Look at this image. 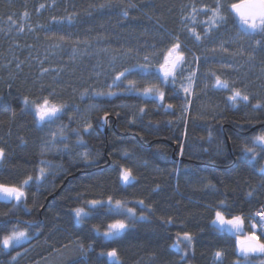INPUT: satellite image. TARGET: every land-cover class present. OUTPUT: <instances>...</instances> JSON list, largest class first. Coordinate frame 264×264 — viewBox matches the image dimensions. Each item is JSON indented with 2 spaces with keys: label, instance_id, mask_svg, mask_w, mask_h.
I'll list each match as a JSON object with an SVG mask.
<instances>
[{
  "label": "trees",
  "instance_id": "trees-1",
  "mask_svg": "<svg viewBox=\"0 0 264 264\" xmlns=\"http://www.w3.org/2000/svg\"><path fill=\"white\" fill-rule=\"evenodd\" d=\"M225 1L229 6L237 0ZM216 3L0 0V64L8 65V72L0 68V148L5 151L0 184L19 187L28 176L33 177L20 204L0 199V221L8 223L0 237L13 227L30 236V241L9 251L0 245V264H9L27 248L29 264H108L99 253L112 248L118 252V264H236L243 260L235 235L218 230L212 220L216 210L225 208V216L240 215L246 225L251 214L264 209V159L258 155L254 166L244 162L251 155L244 149L253 137L264 134V108L253 107L257 102L264 105V81L243 76L240 82L251 88L250 100L235 107L227 99L229 91L213 87L211 73L223 75L237 88L235 80L240 77L221 66H211L203 89L195 84L192 99L171 83L157 84L165 93L163 105L152 96L125 92L127 81L122 87L113 85L117 71H138L135 66L145 55L152 58L153 45L158 53L162 40L182 38L189 7L210 8ZM54 19L63 23L54 24ZM49 29L56 30L55 34ZM62 34L72 39L62 42ZM185 43L191 53L197 50ZM228 50H237L236 44ZM252 51L248 50L250 60L259 63V54L251 56ZM207 56L212 58L210 53ZM130 78L141 89L157 83ZM110 91L116 95L109 96ZM49 92L55 93L57 103L67 106L66 114L51 128L67 143V148L61 143L59 151L43 147L46 131L22 103L24 97L35 100ZM169 103L172 109H166ZM106 114L116 126L107 135L99 130ZM89 123L92 127L85 132ZM40 168L45 178L37 182ZM123 168L132 170L135 180L131 184L120 181ZM109 196L113 202L120 199L135 207L137 217H145L114 240L92 232L94 225L103 232L112 222L106 209L84 224H77L72 213L75 207H86L87 200L106 201ZM139 200L146 206L143 213L136 204ZM185 232L192 235V244L181 243L182 250H177L173 247L177 235ZM216 251L224 257L214 263Z\"/></svg>",
  "mask_w": 264,
  "mask_h": 264
},
{
  "label": "snow or ice",
  "instance_id": "snow-or-ice-1",
  "mask_svg": "<svg viewBox=\"0 0 264 264\" xmlns=\"http://www.w3.org/2000/svg\"><path fill=\"white\" fill-rule=\"evenodd\" d=\"M41 9L45 7L44 4L39 6ZM227 8L230 14H234L236 23L239 26L240 34L243 36H254L259 35L260 40H257V45L261 46L264 49V0H240L239 3H231L229 6L223 5L220 0H217L216 5L210 9L206 10L205 14L208 15V19L204 22L203 33L204 37L211 39L212 31L221 27L224 24L225 16L223 14V9ZM124 15L127 16L128 13L125 11ZM23 17H28V12L23 13ZM11 20L12 17L9 16ZM187 19V18H186ZM68 22L71 23V18H68ZM54 24H62L63 21L53 20ZM23 27H20V31H23ZM54 29H49V32L55 34ZM188 32L190 37L186 36L185 41L194 39L196 42L200 43L204 37L196 31L195 28H189ZM171 36V34H169ZM51 38V37H50ZM72 37L67 36L66 34L59 35V40L62 42H68ZM81 41H77L80 43ZM86 43V42H85ZM60 45H54V47H59ZM200 46L203 47V43H200ZM161 50L157 53L156 46H152L153 57L150 58L148 55L143 57V62L136 65L134 69L125 68L122 71H117L116 75L113 78V85L116 87L124 86V81H127V86L125 87V92L134 93L136 95L142 96H152L155 101H159L163 105L165 99V93L160 90L159 85H166L171 83L175 86L178 77H184L187 81V84L181 83L180 89L189 94L193 85L195 84V78L197 75L196 70H188V61L185 57V52L188 51L187 43H181V37L179 35L171 36V38L165 43L163 40L161 42ZM222 47V45H221ZM211 51L215 52L216 48H211ZM224 51H228L226 48H223ZM75 50L73 49V53ZM199 57H193V62L199 61ZM155 60V65L153 64ZM222 64L226 62L221 61ZM156 67V71L153 72L152 69ZM45 72L48 69H44ZM159 73V74H157ZM215 77V82L213 84L214 88L223 89L230 92V95L227 97L228 101L232 106H237L240 103L247 104L250 100L249 95L244 94L240 88L230 85L227 80H222L219 75L216 73H211ZM132 76H139L143 80L147 81H156L157 83L152 84L150 87L138 88L136 80L130 78ZM119 82V83H117ZM112 87V85H109ZM97 95H104L103 93H97ZM109 96L116 95L114 92H109ZM26 109L31 110L34 115L36 122L39 125L51 128L56 124L57 120L63 118L66 114L67 106L64 104L57 103L55 101V93L49 92L47 96L37 97L35 100H30L28 97H24L22 101ZM185 103H191L188 100H185ZM166 109H172L173 105L171 103L167 104ZM255 109L264 108V105L257 102L253 105ZM140 111L143 113L144 109L141 108ZM187 111V108L184 109ZM107 114L105 115L106 122ZM92 125L89 123L85 127L84 131L87 132ZM51 135L55 138L56 132H52ZM60 143L65 144L67 148V143L63 137H61ZM245 153H251L244 162L250 165L255 164L257 156L259 155L261 159H264V134L256 135L253 137L249 147L244 149ZM84 158L87 159V153H84ZM5 158V151L3 148H0V160ZM261 172H264V168L261 169ZM45 178L44 168H40L39 175L36 177V181L39 182ZM119 179L124 185L131 184L135 180V177L132 174L130 168H123L120 170ZM33 180L32 176H28L27 179L23 180L22 186H8L0 184V196L9 201H15L17 204H20L26 199L25 188ZM214 187V185L212 186ZM251 195V193H249ZM136 204L140 207L141 213L145 209V203L143 200H139ZM106 209L107 214H111L112 222L107 224L105 231L101 232L99 225H94L92 232L97 236H102L106 240H114L119 237L122 233L126 232L129 229L130 224H135L138 221L145 219L144 215L141 214L139 217L136 215V208L133 206H128V204L120 199L113 202V197L109 196L106 201L100 199H91L86 201V207H75L72 209L74 219L77 224H84L86 221H91V219L96 216L101 210ZM227 209L221 208V210L215 211V218L212 220L213 225L218 226V230H226L234 234L238 239L236 242V248L238 249L239 256L243 260L248 261L251 258H257L260 261V264H264V212H258L256 215L260 216L261 219L258 222L251 223L250 231L243 235V239H239L242 233H244V218L240 215H234L230 218H226L225 211ZM13 221H9L11 223ZM16 224L19 223L18 219L14 221ZM171 223V220L168 221ZM259 225V234L257 233V228ZM31 227V225H28ZM8 227V223L0 221V232H5ZM30 236L26 230H20L19 227H13L10 233L2 235L0 237V245H2L3 250H8L13 248L14 244H20L23 241L29 240ZM193 237L190 233H183L182 237L180 234L177 235V241L173 245L177 250L180 249V244L187 242L186 247L192 244ZM81 247H83L81 245ZM19 255V252L17 253ZM187 255V253H185ZM224 253L222 251H216L214 254V259L217 262H220ZM99 257H106L108 264H118V252L115 248L104 252L99 253ZM15 260V257H13Z\"/></svg>",
  "mask_w": 264,
  "mask_h": 264
},
{
  "label": "rangeland",
  "instance_id": "rangeland-1",
  "mask_svg": "<svg viewBox=\"0 0 264 264\" xmlns=\"http://www.w3.org/2000/svg\"><path fill=\"white\" fill-rule=\"evenodd\" d=\"M220 2L223 5H226L228 3L225 0H220ZM215 5L216 4H214L210 8H196L194 6H191V7H189V9H187L185 17L183 18L182 26H181V35H182L181 43H182V45L185 44L184 38L186 36L190 37V33L188 32L189 28H195L196 31L199 32L202 37H204V33H203L202 29L204 26V22L208 19V15H210V12L206 15L205 11L212 9ZM222 11H223V14L225 16L224 24L221 25L220 28L212 31L211 39L204 37V39L200 42V43H203V45H204L203 47H201L200 43L196 42L194 39H190L189 41H187L190 43L191 46L193 45L197 49L194 53L193 52L191 53L189 50L185 52V57H186V60L188 61L187 67H188V70H196L197 71V75L195 78V84L199 83V87H198L199 89L197 88L198 90L203 89L202 86H203L204 81L207 80V76L213 71L211 66H221L222 68H228L230 71H232L231 73H233L234 75H239L240 78H239V80H235L236 81L235 84H237L238 88H240V90H242L244 94L249 95V90H251V88L247 84L242 85L243 82H240L243 76H245L247 78V77L252 75V76L260 77L261 82L264 81V49H262V47L257 45V43H256V41L260 40L261 37L259 35H254L251 37L241 35L239 26L236 23L235 19L230 17L226 13L225 9H223ZM233 43L236 44L237 50L232 52L228 49H231V47H233ZM221 45H222V47H221ZM256 46H259L260 47L259 50H261V51H259V50H258V52L255 51ZM211 48H216L217 50L215 52H213L210 50ZM223 48H226L228 51H224ZM206 50L209 52L206 53ZM248 50H253L251 53V56H253L255 54V52H257L259 54V59H260V60H258V61H260L259 63L255 62L254 60H250ZM201 53H202V57L200 56ZM208 53L212 54V58L207 56ZM193 57H199L200 59L197 62H193ZM211 59L213 62H211V64H208L207 62ZM221 61L226 62V64H222ZM201 65H202V69H200ZM259 65H261V66L259 67ZM112 67L114 68V66H112ZM156 67H158V65ZM156 67H155V71H156ZM0 68L6 70L8 72V65L0 64ZM248 69H250V71H248ZM251 72H252V74H251ZM222 76H220V78L222 80L229 81L227 78H224ZM182 82L187 84V81L184 77H178L177 81L175 83L176 88L185 96L188 95L189 99H192L195 84L193 85L192 89L190 90V93L186 94L180 89V85ZM214 82H215V80L213 81L212 84H214ZM215 89H217V88H215ZM217 90H219V89H217ZM36 124H38V123L36 122ZM38 126L40 128H44L46 131L45 135L47 137V142H45L43 144V147H48L49 150H58V151L62 150L63 145H61V143L59 142L61 140V138L58 137V133L56 134L55 138L51 135V133L53 132V130L51 128H53V126L51 128H48V127H45V126H42L39 124H38ZM1 162H2V160H0V163ZM0 199L6 200L2 196H0ZM230 217L231 216H228V215L226 216V218H230ZM251 223L252 222L247 221V224L243 225L244 233L241 234L239 239H243V235L248 233L251 230L250 229ZM257 229H259V228H257ZM257 233L259 234V232H257ZM237 239L238 238L236 237V240H235L236 242H237ZM28 241H30V239L23 241L22 243H20L18 245L14 244L13 248L19 247L20 245H23V244L27 243ZM11 249L12 248H10L6 251H9ZM29 249L30 248H27V249L19 252V255L15 254L13 256V257H15V260L12 257V259H10L8 263L9 264H29V260H28L29 255H30ZM223 257H224V255H223ZM223 257H222V259H223ZM40 263L41 262H39L37 264H40ZM214 263H217V261L215 260ZM236 264H260V261L257 258H254V259L251 258L248 261L239 260L236 262Z\"/></svg>",
  "mask_w": 264,
  "mask_h": 264
},
{
  "label": "water",
  "instance_id": "water-1",
  "mask_svg": "<svg viewBox=\"0 0 264 264\" xmlns=\"http://www.w3.org/2000/svg\"><path fill=\"white\" fill-rule=\"evenodd\" d=\"M233 15H234V14H233ZM110 128H112L114 131H116L115 121H114L113 123L110 124V117H109V116L106 117V122H105V116L102 117V119L100 120V125H99V130L101 131V133L107 135L108 132H109V130H110ZM257 128H258V126H255V127L252 128V130H255V129H257ZM228 145H229V144H228ZM176 160H177V158H176L175 155L173 154V161L175 162ZM108 164H109V162H108L106 165L99 167V169H102V168L108 166ZM39 222H40V221H39ZM26 224L29 225L30 223H26ZM37 224H38V223H37ZM30 225H35V224H30ZM237 251H238V249H237ZM238 254H239V253H238Z\"/></svg>",
  "mask_w": 264,
  "mask_h": 264
},
{
  "label": "built area",
  "instance_id": "built-area-1",
  "mask_svg": "<svg viewBox=\"0 0 264 264\" xmlns=\"http://www.w3.org/2000/svg\"><path fill=\"white\" fill-rule=\"evenodd\" d=\"M258 212H264V209H261V210H259V211H256L255 213H253V214L250 215V219H251L253 222H258V221H260L261 217L258 216V215H256V213H258ZM258 228H259V225H258Z\"/></svg>",
  "mask_w": 264,
  "mask_h": 264
},
{
  "label": "flooded vegetation",
  "instance_id": "flooded-vegetation-1",
  "mask_svg": "<svg viewBox=\"0 0 264 264\" xmlns=\"http://www.w3.org/2000/svg\"><path fill=\"white\" fill-rule=\"evenodd\" d=\"M239 2H240V0H237V1H236V3H239ZM232 16L234 17V15H233V14H232Z\"/></svg>",
  "mask_w": 264,
  "mask_h": 264
}]
</instances>
